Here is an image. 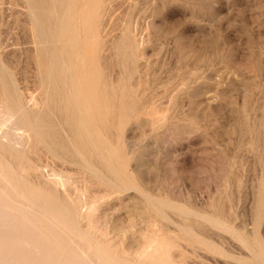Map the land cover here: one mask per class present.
I'll use <instances>...</instances> for the list:
<instances>
[{
	"label": "rangeland",
	"instance_id": "1",
	"mask_svg": "<svg viewBox=\"0 0 264 264\" xmlns=\"http://www.w3.org/2000/svg\"><path fill=\"white\" fill-rule=\"evenodd\" d=\"M31 1L38 5H33V2L31 4ZM52 1L47 0V4L45 0H0V76L5 72L7 74L0 79L4 81L7 78L6 85L10 87L12 83L11 88H17L23 95L26 93V98L31 95H27L28 92L32 95L39 93V98L43 95L41 99L45 100L44 114L50 112L48 116L54 115V118H47L46 114L42 116V121L47 130L50 129V133L57 129L68 131L63 116H59L52 100V92H55L52 85L58 86L59 83H54V80L58 82V75L56 71H51L50 64H53L51 59L58 52L53 51L54 46H50L51 44L38 42L42 40V35L45 36L43 26H39L33 16L31 19V15L37 9L38 13H55ZM87 1L73 0L72 4L76 7L74 10L78 11L80 7L77 12L80 13L81 8H84L81 5L88 4ZM94 1L89 4V12L92 10L91 13L96 15L94 23L99 29L100 38L97 41L98 46L96 45L98 51L94 56L98 54L95 57L100 61H90L92 66H98L97 70L96 66L89 67L92 70H88L91 73L99 72L94 74L95 78L101 77L95 80L97 87L100 86L99 94L105 93L98 98L99 103L109 100V104L102 102L108 106L101 104L100 107H103L99 113H107V121L101 116L104 124H99V120L96 123L103 126L99 127L103 131L99 134L104 135H101L103 143L106 138L104 148L112 145V148H108L109 151L116 152L118 147L121 151H117V156L113 155L116 161L112 162L114 165L103 161L99 166L94 163V171H97H93L94 176L91 175L92 170L81 163L79 165L78 160L74 163L76 158L66 157L65 153L71 152L66 145L64 150L68 151L59 152L64 155L61 157L59 153H49L41 145L39 159L38 155H34L31 164L39 163L44 174H49L48 177L54 171L56 176L60 175L58 177L73 175L69 179L73 178L74 183L78 181L82 184L81 187V184H72L77 190L82 189L85 184V189L89 190H79L80 194L84 192L80 196L82 201L76 196L79 192L76 193L75 188L71 193L76 197L70 195L73 202L77 200L76 202L82 203V212L86 214L80 220V226L85 220L82 230L121 263H140L137 254L147 248L149 250L148 242L157 239L168 244L165 246L169 249L170 260L166 259V264H169L168 261L170 264H262L264 0ZM31 22L34 23L33 26ZM48 24H52L48 26L54 30L53 21L50 23L49 20ZM121 44H124L123 49ZM42 45L44 51L39 50ZM35 50L40 54L43 52V55H38ZM63 55H66V51ZM38 57L46 59H42L45 64L39 61L42 64L40 66L37 63ZM1 69L7 70L2 73ZM50 73H54V77ZM47 75L51 77H46ZM109 85L122 90H112L111 96L110 90L107 91ZM40 86H47V89L53 91L43 90ZM47 97L51 98V104ZM46 108L49 109L48 112ZM104 108L108 110L103 112ZM52 118L54 122L49 121ZM52 123H56L58 127ZM59 131L56 133L61 137L56 138L54 143L59 142L60 145L66 143V139L64 140L65 134ZM69 132H65L66 135ZM68 137L72 141L75 136L69 134ZM74 140V144H77ZM108 143L109 146L106 145ZM105 149V157L110 158L112 153ZM41 150L44 152L42 158ZM53 156L58 160L51 159ZM69 157L71 160H68ZM117 159L121 161L117 163ZM118 164H124L127 169L124 170L123 166L119 168ZM116 167L120 171L124 170L126 174ZM26 172L32 182L36 183L37 179L30 174L29 169ZM66 172L69 175L66 176ZM115 175L117 178H114ZM125 175L128 177H123ZM119 180H123V184ZM106 183L110 184L109 187ZM112 185L116 186L112 188ZM39 187L45 188L42 183ZM47 192L52 194L49 190ZM60 193L59 197L62 194ZM93 193L96 194L95 197ZM88 198L95 200V203H89L93 201ZM94 211L96 212L93 214ZM93 224L98 226H92ZM89 228L90 231H86ZM86 248L89 246L86 245ZM254 249L258 256L253 255ZM258 257L261 259L260 263ZM146 263L155 264L148 261Z\"/></svg>",
	"mask_w": 264,
	"mask_h": 264
},
{
	"label": "bare ground",
	"instance_id": "2",
	"mask_svg": "<svg viewBox=\"0 0 264 264\" xmlns=\"http://www.w3.org/2000/svg\"><path fill=\"white\" fill-rule=\"evenodd\" d=\"M72 1L73 0H53L52 5H53L54 9L56 10L55 13H53V14L50 13L51 11H48V12L45 11L46 12L45 13V12H42L41 10H40L41 12L38 13L39 12V11H37L38 9L34 10L35 7L32 6V8H34V9H32V11L33 10L34 11L32 12V15H31V19L33 16L34 20H35V18L37 19L36 22L39 23V26H40V24L43 26L42 30H43V33L45 36H43L42 35L43 33H41L42 40L40 39V40H38V42L42 41V43L46 44V45L51 44L50 46H54L53 51L55 50L54 52H58V53L53 55V51H52L53 58L51 59V62L53 64H50L51 71H53V70L56 71L57 75H58V77H56V78H58L57 79L58 82L56 80H54V83H57V84L59 83L58 86L56 84L52 85L53 90L55 92H52V94L54 93L53 98H52V100H54V102H53L54 106L51 105V107L53 106L55 109H57L58 113H60V115L59 114L58 115L60 117L62 115L64 118V125L67 127L68 131H64V132H62L61 130L60 131L65 134L66 137L64 136V140L66 139V141H65L66 143H60V145H59L58 144L59 142L57 141L58 143L56 142L57 144H55L54 140H56V138L61 137L60 135H59L60 136L59 137L57 135L58 133H56L59 130L55 129L56 132H53V133L48 132V131H50V129L47 130L45 123L42 121V119H43L42 116L46 114V113L44 114L45 100L41 99V97L43 95L40 94L41 97L39 98L37 96V94H39V93H37V94L33 93V95H32V93L28 92L27 95H29V94H31V95L26 98L24 96V95H26V93L23 95L17 88H15V87L11 88V85L13 86L12 83L10 84V87L8 85H6V84H8L6 82L7 78L4 80L6 82L5 84L3 83L4 81H2L0 79V81H2V84H3V85L0 84V85H2L1 87L3 89L2 90L0 87V89L2 90V95H1V99H0V103H1V105H0V264H127V263H121L120 261L115 259L103 247L96 244L87 232L82 230L81 226L83 225V222L85 220H83L81 226H80V224H81L80 220L86 214L84 212H82V208H83L81 205L82 203L76 202L77 200L75 202H73L71 200L70 195H73V193H71V192H72V189H74V188H75L76 193H78L79 190L87 192L89 189L88 188L85 189V187H84L85 182H82L83 180L80 181L84 184L83 185L84 189L82 188V189L77 190L78 189L77 187L72 186V184L74 183L73 178L69 179L73 175H69L66 172L65 175L67 174L70 177H66V178H64L65 176L58 177L60 175L56 176L57 173L54 171L56 174L53 172L52 174H55V175L51 174L48 177L49 174L47 176H46V172L44 174L43 169L41 170V168H40L41 165L40 166L38 165L39 163H37L36 165L31 164V163H33L32 160L34 158V155L36 156V155H38V153H40L39 147H41V145L44 146L43 148H45V149L47 148L46 150H48L49 153H52L54 155L55 154L57 155L59 152H62L64 149H66L68 147L71 152L73 151V153L66 152L69 150L67 148L68 150H64L66 153L63 152L65 154H67L66 157L72 156V157L76 158V161L74 163H76L78 160L79 165L81 163L83 166H85V168L92 170L91 175L94 176V174H93V171L95 168L93 165L94 163L96 165L98 164V166H99V163L101 161L110 162L111 164H113L112 162L115 161V157L113 155L115 154V156H117L118 155L117 151H118V153H119V151H121V148H120V150H118V148H119L118 147L116 152L112 153L108 149L112 145L109 146V143H108V144H106L109 146L107 149L109 152L112 153L111 154L112 156L108 155L110 158H108V157L106 158L104 155V152H105L104 151V149H105L104 143L106 142V138H104V143H103L101 141V139L103 140V138H101L102 134L101 135L99 134V133L103 132V131H100L99 127L104 124L103 123L104 120L107 121V118L105 117V114L107 115V113H104L103 115L99 114L102 111L101 108L103 107V106L100 107V105L103 103L109 104V103H107V102H109V100H106L107 102H105V100H104V102L101 101V104L99 103L100 100L98 98H100L101 95H105V93L99 94L98 88L100 86L97 87V82L95 80H96V78H101V77L97 76L95 78L94 74L95 73L98 74L99 72L94 71L93 73H91L92 71L90 72L88 70L89 67H93V66H96L95 70H97V66H98V64L92 66L90 61L96 62L97 59H98L97 63L100 61L98 57H97V59L95 57V56H98V54L94 56V54L98 51V47L96 50V45H97V41H99V38H100L99 37L100 36L99 35V29L97 28L96 23H94V22H96L95 21L96 15H93V13H91L92 10L89 12V9H90L89 4L94 0H88L87 1L88 4L83 3L81 6L84 5V8H81L82 10L80 11V13H77L80 10V7H79L78 11H75L74 10L75 6L72 4ZM32 2L34 3V1H31V4H32ZM45 2L47 3V0H45ZM77 2H79V1H77ZM25 3H27V1ZM29 3H30V1H29ZM35 3L33 5L37 6L38 4L37 3L35 4ZM49 4H51V3H49ZM100 4H102V2ZM27 5H28V3H27ZM79 5L80 4L78 3V6ZM95 5H94V7H95ZM41 6H40V8H42ZM97 8H98V5H97ZM30 10H31V7H30ZM100 10H102V9H100ZM30 14L31 13H29V15ZM97 17H99V16H97ZM49 20H50V23H51V20L53 21L54 30L53 29L51 30L50 26H52V24L51 25L48 24ZM98 21H99V19H98ZM33 24L34 23H32V26H33ZM48 25H50V26H48ZM39 26H36V28H39ZM33 36H35V35H33ZM37 37H39V36H37ZM36 44H35V46H36ZM98 44H99V42H98ZM38 45H41V44H38ZM38 45H37V47H38ZM122 45H124V44H121V46ZM40 48H42V49H39L40 51L41 50L44 51V46L40 47ZM121 48L123 49L124 47L122 46ZM118 49H119V47H118ZM39 50H38V52H40ZM64 51H66V55H63ZM35 52H36V50H35ZM38 52H36L38 55H41V56L43 55V52L41 54ZM37 54H35V55H37ZM125 54H126V52H125ZM118 55H120V54H118ZM122 55H123V51H122ZM93 56L95 58L92 60ZM44 58H46L45 55H44ZM44 58L40 59L38 57V59L35 58V60L37 59L38 60L37 63L40 65V63H42L43 60H46ZM65 58H66V60L63 61V59H65ZM39 61H40V63H39ZM49 62H50V60H49ZM49 62H46V63H49ZM89 62L91 64V66H90V64L88 66ZM0 64H1V60H0ZM43 64H45V63L43 62ZM4 68H6V67L4 66ZM46 69L47 68L45 67V70ZM89 69L92 70L91 68H89ZM3 70H5V69H3ZM3 70H2V73H4ZM9 71H11V70H8V72ZM42 73H43V71H42ZM52 74H54V73H52ZM2 75L0 76V78L2 77ZM5 75H7L6 72L3 76H5ZM10 76H12V75L10 74ZM48 76L51 77L50 75H47L46 77H48ZM12 78H13V76H12ZM42 79H44V78L42 77ZM12 80H10V81H12ZM40 80H41V78H40ZM49 80H51V79H49ZM8 82H9V79H8ZM41 84H43V83H41ZM49 84H47V86H50ZM14 85H15V83H14ZM16 85H17V83H16ZM47 86H46V88L45 87L43 88L42 86H40V87H42L43 90L46 89V90H50V92L53 91L52 89H47ZM106 86H102V88L106 87ZM109 87H110V89H108ZM109 87H107V91L110 90L109 93H112L111 91L114 90L115 88H113L112 85H109ZM118 89H119V87H118ZM118 89H115V90L117 91ZM115 90L113 92H115ZM121 90L122 89L120 88L119 91H121ZM123 90H126V89L124 88ZM99 91H100V89H99ZM102 91H104V90H102ZM22 92H23V90H22ZM44 94H45V96H47L46 92ZM52 94L50 93L49 95L51 96ZM34 95H36V96H34ZM110 95L112 96L113 93ZM49 97H47V98H49ZM102 98H104V97H102ZM49 99H50L49 104H51L52 103L51 98H49ZM49 99H48V102H49ZM121 100H122V98H121ZM106 104H103V105L108 106ZM51 107H49V108L51 109ZM47 108H46V110H47ZM104 109H103V112L104 111L106 112V110H108V108L105 110ZM48 110H47V112H48ZM50 111H52V110H50ZM54 111L56 113V110H54ZM48 114H46L47 118H49V116H50V115L48 116ZM101 116L102 117L104 116L106 119H104V117H103L102 119H104V120H101L100 119ZM51 117L54 118V115H51L50 118ZM53 118L49 119V121L50 120L53 121ZM121 119H123V118H121ZM97 120H99V124H102V125L98 126L99 124L96 123ZM120 120H119V123H122V122H120ZM61 121H62V118H61ZM52 124H50V125H52ZM109 124H110V122H109ZM53 125L57 126L56 123H54ZM53 125H52V128L54 127ZM62 127H63V124H62ZM101 130H103V129H101ZM107 130H109V129H107ZM107 130H106V132H107ZM109 131H111V130H109ZM65 132H69V134H72V136L74 135L76 137V139L74 140L75 137H73V140L77 141V144L76 143L74 144L73 140L71 141L70 140L71 138L68 137L69 134L66 135ZM62 133H60V134L63 135ZM112 133H114V132H112ZM102 136H104V135H102ZM50 137L53 139H49ZM61 140H63V138ZM61 140H59V141H61ZM107 142H109V141L107 140ZM61 144L62 145L64 144V145L62 146ZM65 145H66V148H64ZM71 148H72V150H71ZM110 148H112V147H110ZM107 149H105V150H107ZM46 150H44V151H46ZM42 151L43 150H41V153H42ZM48 152H47V154H49ZM109 152H107V153L109 154ZM43 153H42V155L40 154L41 158L43 156ZM52 154H50V156ZM44 155H46V154H44ZM47 156L48 155H46V157ZM61 156H64V155L60 154L59 157H61ZM119 156L121 157V154ZM46 157H44V159ZM120 157H118V158H120ZM52 158L55 159L54 161L58 160V158L56 159V157H54V156L51 157V159ZM69 158L70 159H68V160H71V157H69ZM38 159H39V155H38ZM121 159H123V157H121ZM62 160L63 159H61V160L59 159V161H62ZM73 161H74V159H73ZM73 161H71V162H73ZM120 161L118 160L117 163H119ZM36 162H40V161H36ZM122 162H124V161L122 160ZM41 163H42V161H41ZM72 165H73V163H72ZM123 165L118 164V166H120L119 168H121V166H123ZM100 166H101V164H100ZM25 167L27 170L29 169V172H31L30 174H33L34 177L37 179L36 183L32 182V180L30 179L31 177L29 178ZM77 167H80V166H77ZM105 167L107 168V165ZM124 167L125 166H123V168ZM100 168L103 169L102 167H100ZM112 168H114V167H112ZM116 169L119 170L117 167H116ZM126 169H127V167L124 168V170H126ZM89 170H88V172L90 173ZM103 170H105V169H103ZM124 170L121 169V171H123V172H124ZM95 171H94V173L97 172V171L96 172ZM106 171H109V170H106ZM119 171H117V175H118ZM83 173L86 174L85 172H83ZM109 173H110V171H109ZM124 173L126 174V172H124ZM58 174H60V172ZM97 175H99V174L97 173ZM110 175H111V173H110ZM112 175H114V174H112ZM127 175H129V174H127ZM127 175H125L123 177H128ZM120 176L122 177V174ZM130 176H132V175H130ZM89 177H91V176H89ZM88 178L85 177L84 179H88ZM97 178L99 179V177H97ZM114 178H117V176ZM122 179H124V178H122ZM129 179H130V177H129ZM129 179L126 178L127 182ZM103 180H105V178ZM130 180L128 183H130ZM71 181H73V182H71ZM105 181H107V178ZM105 181H102V183ZM96 182H97V180H96ZM119 182H120V180H119ZM124 182L127 183L126 181H124ZM41 183H42V185L45 186L44 189L39 187V185H41ZM75 183L78 185L81 184L78 181H76ZM120 183L123 184V180ZM76 184L74 186H76ZM86 184H89V182ZM110 184H112V181ZM106 185H108V184L106 183ZM109 185H108V187H109ZM128 185H130V184H128ZM71 186L73 188H71ZM79 186L81 187L82 184ZM101 186H103V185H101ZM113 186H116V185H112V188H114ZM117 186H122V185H117ZM108 187H106V188L108 189ZM124 188H125V186H124ZM131 188H133V186ZM109 189H111V188H109ZM47 190L51 191L52 194H48ZM111 190H113V189H111ZM115 190H118V189H116V187H115ZM115 190L113 192H115ZM75 191H73V192H75ZM59 192L62 193V194L60 193L61 194L60 197L58 195ZM80 192L78 195L76 194V196H79V199H80L81 194H84V192L81 194H80ZM92 195H94V193ZM95 195H94V197H95ZM76 196L73 195V197H76ZM87 196L88 195H86V197ZM99 197H101V196L99 195ZM83 198H84V196H83ZM89 198H91V197H89ZM89 198H88V200L93 201V202H89V203L94 204L95 200L89 199ZM84 199L86 200V198H84ZM102 199H103V195H102ZM104 199H105V197H104ZM87 201H85V202H87ZM96 201H98V198ZM101 206H102V204H101ZM84 209H86V208L84 207ZM96 211H98V210H96ZM96 211H94L93 214ZM89 216H90V214H89ZM91 216H92V213H91ZM87 217H88V214H87ZM91 219L89 221H91ZM99 220H97V221L100 222ZM210 224H211V222H210ZM92 226H95V225L93 224ZM97 226H98V224H97ZM97 226H95V227H97ZM83 229H85V228H83ZM86 231H90V228H89V230H86ZM92 231H94V230L92 229ZM94 236H95V234H94ZM148 239H150V238H148ZM101 242H102V240H101ZM163 242L164 241H160L157 239H152L150 242H148V243H150L149 244L150 249L148 250V248L146 247L147 250L143 251L141 254H139V253L137 254V256L139 255L138 259L140 262L138 264H144L147 261L152 262V263L155 262V264L158 262H159V264H162V263L166 264L164 261H166V259L170 260L169 259L170 257L168 255L169 249H168V247H166V246H168V244L166 245ZM166 243H168V242H166ZM171 243H170V245H171ZM86 245L89 246L88 249L86 248ZM146 245H147V243H146ZM106 246H108V245H106ZM247 246H249V245H247ZM171 247H172V245H171ZM171 247H170V249H171ZM111 249H112V247H111ZM250 249H251V246H250ZM255 250L256 249H254L253 255L255 254V252H257ZM172 251H173V249H172ZM258 255H256V256H258ZM260 256H261V254H260ZM118 259H119V257H118ZM256 259H257V257H256ZM126 260H128V259H126ZM260 260L261 259H259V257H258L259 263H260ZM160 262H162V263H160ZM261 262H263L262 264H264V261H261ZM130 263H132V262H130ZM168 263L170 264V261H168Z\"/></svg>",
	"mask_w": 264,
	"mask_h": 264
}]
</instances>
